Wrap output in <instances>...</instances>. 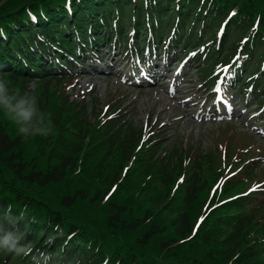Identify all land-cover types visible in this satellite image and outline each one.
<instances>
[{"label": "trees", "instance_id": "16d2710c", "mask_svg": "<svg viewBox=\"0 0 264 264\" xmlns=\"http://www.w3.org/2000/svg\"><path fill=\"white\" fill-rule=\"evenodd\" d=\"M113 1L0 4V36H10L0 38V240L8 238L0 264H264V194L241 195L257 181L254 155L230 148L226 156L237 157L233 166L244 164L247 177L214 188L224 175L216 155L145 137L111 105L94 110L91 122L87 105L66 94V73L44 63L68 65L89 41L114 46L129 29L139 47L140 34L173 28L170 44L189 45L212 70L236 46H229L233 34L247 37L242 72L257 75L259 85L264 0ZM229 13L216 43L213 30ZM29 14L40 21L36 32L26 30ZM21 100L34 111L18 125L10 113ZM19 126L27 131L15 132ZM47 126V135L32 134Z\"/></svg>", "mask_w": 264, "mask_h": 264}, {"label": "rangeland", "instance_id": "374dc122", "mask_svg": "<svg viewBox=\"0 0 264 264\" xmlns=\"http://www.w3.org/2000/svg\"><path fill=\"white\" fill-rule=\"evenodd\" d=\"M3 1L0 0V4ZM180 55L178 54L177 56L179 57ZM120 61L122 64L117 63L115 67H111V63H114L112 58L91 61L94 63H90L88 72H82L80 78L67 84H70L66 88L67 93L74 100L84 98L85 102L88 103L89 111L94 101L99 103L106 102L109 94L114 95L115 101L124 102L125 113L128 114L129 120L134 125H145L147 127L163 126V132L169 135L172 142L187 141L186 145H191L194 148L205 149L212 147L214 142L230 144L232 141H237L238 144L242 145V139L238 134L251 136L253 140L254 133L264 131V121L256 122L257 119L251 117L254 112L253 108H255L251 104H254V102L248 100L244 103L242 99L235 95L232 96L231 100H235L236 105L239 104V106L235 107L238 110L236 113L238 118L232 120V126L223 122L221 127V131L232 132V134L222 135L217 129L218 126H221L220 121L228 120L226 117H218L212 120L199 118L201 117L197 116L199 108L204 102V96H207L208 93L205 94L203 90L199 92L200 83L192 69L185 70L181 75H178L176 72L178 66L175 63L167 81H161V84L158 83V86L154 85V88L142 86V89L149 88V92L145 90L142 93H137V90H133L129 82L123 79L122 68L125 66V62L122 59ZM160 64L161 70L163 63ZM174 80H176L178 85L174 93L176 94V99L170 101L168 98L170 92L168 86H171ZM74 83L75 85H73ZM196 93H199L196 96L197 101L193 105H189L185 110L188 117L185 116L180 119L183 113L178 110L179 105ZM14 131L17 132L18 128L14 129ZM257 137L260 142L255 140L252 143L250 141L247 142L253 147H255L254 145L258 146L260 152L257 156H261L263 155L261 152H264V140L259 136ZM257 160L264 161V156L258 157Z\"/></svg>", "mask_w": 264, "mask_h": 264}, {"label": "clouds", "instance_id": "9594fccd", "mask_svg": "<svg viewBox=\"0 0 264 264\" xmlns=\"http://www.w3.org/2000/svg\"><path fill=\"white\" fill-rule=\"evenodd\" d=\"M3 91H4L3 78H0V93H2ZM23 103H24L23 100L19 101L18 104L11 110V113H10V118L14 120L18 125L21 120H28L31 117L32 112L34 111L33 108H28L25 110L23 107H21ZM7 107H8L7 102H5V108ZM18 131L23 134L27 131V129L19 126ZM48 131H49L48 126L46 129H40L38 127H34L32 130V134L33 135H37V134L47 135ZM5 243H8L7 237H5L3 240H0V244H5ZM13 246L14 244H10L9 250H11ZM25 254H27V251L25 252Z\"/></svg>", "mask_w": 264, "mask_h": 264}, {"label": "bare ground", "instance_id": "6f19581e", "mask_svg": "<svg viewBox=\"0 0 264 264\" xmlns=\"http://www.w3.org/2000/svg\"><path fill=\"white\" fill-rule=\"evenodd\" d=\"M167 74H169V73H167ZM176 88H177V86L173 85L172 89L174 90ZM130 90L133 91L132 89H130ZM145 90H147L149 92L150 89H139V90H137V93H142ZM154 90H156V89H154ZM173 97H174V95L171 94V95H169L168 98H169V100H172ZM188 105H189V102H187V101L184 102L182 105H179L178 110H180L183 113L182 116L180 117V119H183L185 116L188 117L187 114L185 113L186 112L185 111L186 110L185 107L188 106Z\"/></svg>", "mask_w": 264, "mask_h": 264}, {"label": "snow or ice", "instance_id": "6c2138e0", "mask_svg": "<svg viewBox=\"0 0 264 264\" xmlns=\"http://www.w3.org/2000/svg\"><path fill=\"white\" fill-rule=\"evenodd\" d=\"M29 15H31V14H29ZM232 15H234V13H229V16H232ZM225 26H226V22L221 24V26H220V30L218 31L217 35H221V34H222L223 28H224ZM246 40H247V37H245V38H244V41H241V43L245 42ZM199 219H202V217L199 218Z\"/></svg>", "mask_w": 264, "mask_h": 264}]
</instances>
